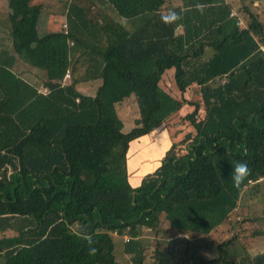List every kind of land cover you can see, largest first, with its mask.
Instances as JSON below:
<instances>
[{
    "label": "trees",
    "instance_id": "1",
    "mask_svg": "<svg viewBox=\"0 0 264 264\" xmlns=\"http://www.w3.org/2000/svg\"><path fill=\"white\" fill-rule=\"evenodd\" d=\"M5 1L0 264H120L116 249L142 257L146 230L187 236L186 248L222 230L231 236L215 241L219 255L192 264H264L244 241L261 235L246 232L264 216L243 215L248 202L264 203V18L255 0ZM44 15L64 26L41 35ZM35 70L39 87L25 78ZM127 101L131 128L118 113ZM176 116L184 129L133 187L130 143ZM238 162L249 171L235 184ZM239 242L245 253L226 257ZM171 253L157 243V264H182Z\"/></svg>",
    "mask_w": 264,
    "mask_h": 264
},
{
    "label": "rangeland",
    "instance_id": "2",
    "mask_svg": "<svg viewBox=\"0 0 264 264\" xmlns=\"http://www.w3.org/2000/svg\"><path fill=\"white\" fill-rule=\"evenodd\" d=\"M260 2V8L254 7V11L259 14L263 13L264 18V0H258ZM5 3V0H4ZM45 3L54 4L56 8V1L45 0ZM7 7V5H5ZM64 24V19L58 16L44 15L41 16L39 20V33L41 35L46 32H54L60 30ZM64 26V25H63ZM164 78V81L172 83V71H168ZM25 78L35 84L37 87L40 86V80L42 78V73L38 70L28 72ZM70 82L69 80L66 83ZM78 89L84 94H93L96 85L91 83H83L78 86ZM171 90L176 91L175 85L172 84ZM118 113L121 119L124 121L126 128H131L133 125V120L135 118V108L132 101H127L122 106L118 107ZM179 116L174 117L171 120L170 127H165L161 125L150 135L142 137L130 143L129 151L127 153V170L129 175V182L133 187L138 186L140 182L146 177L151 176L155 170L161 165L162 160L165 157L166 152L171 147L170 135L175 134L177 129H184V125L179 127ZM186 132H189L187 128ZM186 134L177 135L176 139H182ZM190 138V136H186ZM264 193V188L262 189V194ZM264 195V194H263ZM248 208L243 210V215L249 218H262L264 216V203L259 200H252L247 203ZM236 215V212L232 215ZM240 219L242 216L239 217ZM167 226H165L166 229ZM164 228V227H163ZM257 230L261 232V235L250 240L245 238V242L248 243V248L246 252L250 256H256L259 254H264V221L261 219L257 221V224L250 225L247 228L246 235L250 236ZM231 234L224 232L222 230L211 233L208 236L200 237L194 240V242L189 244L187 248L185 244L189 241L187 236H175L169 240H165L160 236L155 235V231L146 230L142 233L143 243L145 246V252L141 258L129 257L124 254L119 249H116L115 256L116 261L120 264H157V258L155 255L157 243H160L162 252L168 254L172 252L171 256L174 261L182 264H192L193 257H202L204 259H213L219 255V248L216 244V240L225 241L230 238ZM240 237H243L239 235ZM243 241V242H244ZM244 247L241 243H234L230 248H226L224 255L229 257L231 255H243ZM187 253V254H186ZM226 264H229L228 262Z\"/></svg>",
    "mask_w": 264,
    "mask_h": 264
},
{
    "label": "clouds",
    "instance_id": "3",
    "mask_svg": "<svg viewBox=\"0 0 264 264\" xmlns=\"http://www.w3.org/2000/svg\"><path fill=\"white\" fill-rule=\"evenodd\" d=\"M249 167L247 163L238 162L232 169V180L235 184H239L248 174Z\"/></svg>",
    "mask_w": 264,
    "mask_h": 264
},
{
    "label": "crops",
    "instance_id": "4",
    "mask_svg": "<svg viewBox=\"0 0 264 264\" xmlns=\"http://www.w3.org/2000/svg\"><path fill=\"white\" fill-rule=\"evenodd\" d=\"M5 5H6V1L4 3V0H0V19L7 14V7H5ZM254 7L260 8V2L258 0H255Z\"/></svg>",
    "mask_w": 264,
    "mask_h": 264
},
{
    "label": "built area",
    "instance_id": "5",
    "mask_svg": "<svg viewBox=\"0 0 264 264\" xmlns=\"http://www.w3.org/2000/svg\"><path fill=\"white\" fill-rule=\"evenodd\" d=\"M261 49L264 50L263 47H262ZM69 79H70V74L67 73L66 76H65L64 79H63V82H66V81H68Z\"/></svg>",
    "mask_w": 264,
    "mask_h": 264
}]
</instances>
